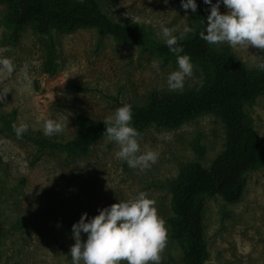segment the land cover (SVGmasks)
<instances>
[{"label":"rangeland","instance_id":"374dc122","mask_svg":"<svg viewBox=\"0 0 264 264\" xmlns=\"http://www.w3.org/2000/svg\"><path fill=\"white\" fill-rule=\"evenodd\" d=\"M98 1L113 19L140 22L159 39L160 24L175 26L178 36L185 24L195 27V13L183 9L180 0ZM220 11H227L223 4ZM5 14L0 0V56L16 65L13 74L0 79V94L8 92L0 100V264H71L72 225L81 214L94 216L99 208L134 198L140 191L155 201L166 221L161 264H184L182 245L169 223L176 214L170 184L191 163L201 160L208 165L226 147L227 131L219 117L203 114L176 128L151 123L139 131L141 151L157 153L156 162L141 171L117 158L119 146L104 136L89 155L73 156L40 148L24 134L18 138L1 116L15 110L14 123L26 122L25 133L42 136L43 121L58 119L62 131L45 137L69 139L77 132L79 115L103 121L120 102L143 104L153 91L193 87L204 77L201 64L191 60L193 75L184 88L169 90L166 80L177 68L176 58H164L95 27L42 35L29 26L12 44L6 38ZM216 47L230 49L251 69L264 63V49L233 48L226 42ZM25 65L30 84L22 82ZM248 112L264 138V94ZM205 205L206 264H264V162L247 173L238 202L214 194L206 196ZM86 237L82 233V239Z\"/></svg>","mask_w":264,"mask_h":264},{"label":"trees","instance_id":"16d2710c","mask_svg":"<svg viewBox=\"0 0 264 264\" xmlns=\"http://www.w3.org/2000/svg\"><path fill=\"white\" fill-rule=\"evenodd\" d=\"M2 1L6 6V38L12 44L20 40L29 26L42 35L95 27L101 33L137 43L164 58H176L164 39L153 36L140 22L113 19L98 0ZM197 5L194 31L182 36L178 43L183 46L182 54L201 64L203 79L181 92L153 91L143 104L120 102L132 105V124L138 132L151 123L176 128L203 114L215 115L225 124L226 147L208 165L201 160L191 163L170 184L176 214L169 218V223L173 237L182 245L184 264H206L208 259L206 196L218 194L228 202H238L244 193L247 173L264 162V138L258 134L248 112V106L264 94V70L251 69L230 49L209 45L201 39L199 32L206 24L210 6L203 0H197ZM1 118L13 130L16 111L3 113ZM105 127L103 121L79 115L77 132L69 139H51L39 133H24V137L40 148L87 156L91 146L103 137Z\"/></svg>","mask_w":264,"mask_h":264},{"label":"clouds","instance_id":"9594fccd","mask_svg":"<svg viewBox=\"0 0 264 264\" xmlns=\"http://www.w3.org/2000/svg\"><path fill=\"white\" fill-rule=\"evenodd\" d=\"M167 4L168 0H164ZM181 7L197 10V0H180ZM210 6L206 24L199 32V37L209 45L219 46L227 43L230 47L255 46L264 49V0H203ZM223 4L226 12L220 11ZM187 15V14H186ZM194 31L185 24L180 36L176 35L175 26H159V35L169 48L176 54V70L167 76L169 90H182L186 78L193 75V64L188 54L183 53V46L178 43L182 36ZM158 68V63L153 64ZM264 70V63L258 65ZM16 69L13 60L0 56V79H4ZM22 82L30 84L28 66L22 70ZM8 92L0 94L4 100ZM132 105L123 103L114 109L112 115L103 122V136L115 142L119 150L116 157L125 161L130 168L147 169L157 160L153 150L141 151L140 133L132 124ZM12 128L19 138L29 129V124L13 123ZM42 131L45 136H53L62 131V122L47 118L43 121ZM86 233V239H82ZM72 236L75 243L70 247L71 264H161V253L166 245L167 228L165 219L158 214L155 201L144 191L134 198L118 200L98 209V214L89 217L83 212L78 221L72 225Z\"/></svg>","mask_w":264,"mask_h":264}]
</instances>
